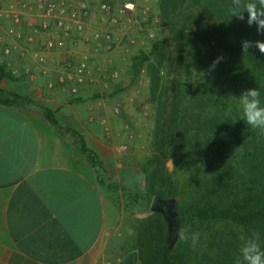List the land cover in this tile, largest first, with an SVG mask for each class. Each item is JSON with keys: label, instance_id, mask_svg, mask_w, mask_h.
<instances>
[{"label": "rangeland", "instance_id": "obj_1", "mask_svg": "<svg viewBox=\"0 0 264 264\" xmlns=\"http://www.w3.org/2000/svg\"><path fill=\"white\" fill-rule=\"evenodd\" d=\"M101 1H106L114 13L122 0ZM158 1L150 0L143 3L136 0L135 10L129 17L130 23L109 27L112 50L98 52L99 58L104 59V62L88 65L89 76H93L95 72L97 77H85L75 92L70 90L69 83L61 84L58 79L76 62L65 57V62L60 65L61 71L57 72L55 77H51L46 69L47 55L66 51V47L74 43L86 44L82 36H75L72 32L66 35L58 32L56 37H61L64 47L45 50L43 48L45 34L39 33L27 41L26 30L22 27L23 38L19 43L24 49L37 51L45 57L42 68H45L46 74H42L39 66L34 65L25 56L20 57L14 50L10 56L2 58L5 65L16 70V74H10L4 65L5 77L0 80V88L7 90L13 84H21L34 72H38L42 77L49 76L46 80H49L52 86L47 87V82H44L40 90L65 92L67 105L74 108V112L78 111L81 116L80 122L97 130V139L103 145L101 152L107 154L102 165L109 173V175L106 173L99 187L105 196L106 208L103 259L109 264L120 263L122 255L130 250L134 242L139 222L145 218H150L154 225L164 231L170 248L183 242L172 235L178 225L185 227L190 234L199 233V242L195 248L191 247V254L208 252L211 238L234 237L235 241H241L240 236L248 234L247 231L221 223L189 226L181 219L180 206L184 195L191 184L196 183L194 178L207 171H195L201 165L198 161L204 159L202 153L192 157L188 155L181 158H161L160 163H150L154 154L152 145L154 108L149 100L148 87L150 64L158 68V77L161 81L158 92L161 90L167 97V104L171 102L175 91L180 90L182 95L184 94L182 105L185 109L197 108L194 99H206L210 95L215 97V93H218L216 96H220L223 105L240 116L243 113L238 97L245 90L260 87L259 82L249 81L242 76L237 77L234 83H230L228 78L222 80L223 78L220 79L221 76L214 74L213 71L203 69L201 65H193L191 59L184 56L182 59L179 58L166 28L161 25ZM5 2L6 0H1L0 5ZM187 4H190V1ZM182 6H185V3ZM100 18L89 20L86 28L102 29ZM10 43L11 40L5 39L0 43V48ZM153 44L159 46L155 53L150 54ZM110 54L111 56L115 54V57H110ZM143 57H147V60L142 61ZM24 69H28V74L26 77H20L19 73L21 74ZM236 70L242 73L240 68ZM186 94L191 95V102L188 101ZM261 106H264V98ZM202 107L211 108L209 102L202 103ZM260 134L264 136V130H260ZM150 184L163 195L176 193L175 197H161L172 201L176 215L169 231L163 216L151 211L156 196L148 195ZM255 232L262 234L264 229L258 228Z\"/></svg>", "mask_w": 264, "mask_h": 264}, {"label": "trees", "instance_id": "obj_2", "mask_svg": "<svg viewBox=\"0 0 264 264\" xmlns=\"http://www.w3.org/2000/svg\"><path fill=\"white\" fill-rule=\"evenodd\" d=\"M230 5L231 0H159L157 9L161 25L166 28L179 58L191 59L193 65L207 70L220 58L211 71L222 80L228 78L230 83L240 76L259 82L257 89L262 102L264 54L254 46L244 51L242 41L253 45L257 41L264 42V33H258L255 25L246 23V13L243 21L231 17ZM158 46L153 44L150 54L155 53ZM146 60L147 57H143L142 61ZM148 67L149 100L154 108V154L150 163H160L161 158L204 155L195 171H207L194 178L196 183L191 184L183 197L180 206L183 222L189 226L221 223L248 234L264 229V136L260 134L261 129L247 125L243 114L238 116L223 105L220 96H216L218 93L215 97L194 99L197 108L190 110L183 108L184 94L176 90L167 104V97L161 90L158 92L161 81L157 66ZM237 68L242 73L237 72ZM3 77L5 73L0 65V80ZM186 96L191 102V95ZM204 102H209L211 108L202 107ZM0 104L20 107L31 103L23 96L0 88ZM38 107L43 119L57 133L71 136L102 185L105 168L84 137L72 128L61 126L50 109ZM148 195L161 198L175 197L176 193L163 195L150 184ZM153 225L150 218L139 222L134 242L119 264H234L239 255L242 241H235L234 237L211 238L209 251L200 254H191L190 242H180L170 248L167 235ZM259 235L264 251V233Z\"/></svg>", "mask_w": 264, "mask_h": 264}, {"label": "crops", "instance_id": "obj_3", "mask_svg": "<svg viewBox=\"0 0 264 264\" xmlns=\"http://www.w3.org/2000/svg\"><path fill=\"white\" fill-rule=\"evenodd\" d=\"M88 49L81 42L48 54V75L61 71L65 57L76 62ZM91 57L90 63L104 60L98 53ZM46 77L34 72L5 90L31 104H0V264H105V196L71 136L57 133L38 106L81 134L101 163L107 154L97 130L67 105L65 92L40 90Z\"/></svg>", "mask_w": 264, "mask_h": 264}, {"label": "built area", "instance_id": "obj_4", "mask_svg": "<svg viewBox=\"0 0 264 264\" xmlns=\"http://www.w3.org/2000/svg\"><path fill=\"white\" fill-rule=\"evenodd\" d=\"M149 1L141 0L143 3ZM135 7L136 0H122L112 13L109 4L101 0H6L5 4L0 5V43L5 39L11 40V43L1 46L0 65H5L2 58L10 56L14 50L20 57L25 56L34 65L39 66L42 74H46L45 68H42L45 57L37 51L24 49L19 43L23 38L22 27L26 30L27 41L39 33L45 34L43 41L45 50L62 49L64 42L61 37H56L57 33L66 35L72 32L75 36H82L89 49L79 53L74 66L63 73L58 82L69 83L70 90L75 92L85 77H90L88 65L91 56L101 50L105 52L112 50L109 27L123 23L128 25ZM97 18H100L103 28L87 29L86 23ZM5 66L10 74H16L15 69ZM21 74L27 75L28 69L21 71ZM46 86L51 87L52 83L48 81Z\"/></svg>", "mask_w": 264, "mask_h": 264}, {"label": "clouds", "instance_id": "obj_5", "mask_svg": "<svg viewBox=\"0 0 264 264\" xmlns=\"http://www.w3.org/2000/svg\"><path fill=\"white\" fill-rule=\"evenodd\" d=\"M231 17L243 21L247 14L246 23L249 26L255 25L258 33H264V0H231L229 8ZM255 47L261 54H264V42L257 41L253 45L250 41H242V49L247 51ZM220 58L213 61L210 70L215 67ZM259 89H248L238 97L239 105L243 113L244 122L256 129L264 130V106H261ZM173 237L191 244L195 248L199 242V233H189L182 225H178L172 233ZM259 234L252 232L242 234V241L239 248V255L235 257L234 264H264V251L261 250Z\"/></svg>", "mask_w": 264, "mask_h": 264}, {"label": "water", "instance_id": "obj_6", "mask_svg": "<svg viewBox=\"0 0 264 264\" xmlns=\"http://www.w3.org/2000/svg\"><path fill=\"white\" fill-rule=\"evenodd\" d=\"M151 211L155 213H159L163 216L167 224V230L169 231L172 227L173 220L176 216L175 212L173 211L172 201H168V200H164L159 197H156L153 200Z\"/></svg>", "mask_w": 264, "mask_h": 264}]
</instances>
